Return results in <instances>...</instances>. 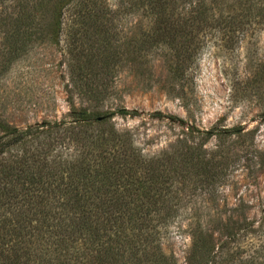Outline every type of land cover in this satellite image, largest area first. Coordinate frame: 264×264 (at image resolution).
<instances>
[{"label": "rangeland", "instance_id": "rangeland-1", "mask_svg": "<svg viewBox=\"0 0 264 264\" xmlns=\"http://www.w3.org/2000/svg\"><path fill=\"white\" fill-rule=\"evenodd\" d=\"M130 1L104 0L93 21L87 20V32L45 33L0 74V119L18 129L34 127L7 153L42 147L46 183L54 185L63 184L64 172L80 155L94 164L103 156L117 158L120 177L128 173L133 182L130 196L115 193L127 206L109 203V194L97 189L95 172L86 175L95 183L82 186L95 197L93 210L111 213L138 207L134 195L144 187L140 179L146 170L137 160L144 165L154 160L167 175L158 186L169 199L161 207L147 204L154 201L149 198L140 205L164 215L142 246L155 256L151 264H187L191 235L199 227L210 238L215 264L234 253L228 264H242L264 241V22L241 33H198L194 62L176 75L166 45L139 54L133 39L151 22L135 5L127 9ZM239 1L220 0L219 6L237 13ZM190 2L177 0L176 12L186 17ZM73 62L82 66L81 75L72 72ZM121 107L137 114L116 113ZM83 109L87 121L77 117ZM158 112L176 119L153 115ZM98 114L105 116L92 121ZM212 128V135L202 132ZM172 159L182 162L174 177L167 173ZM17 192L0 200V238L6 246L0 261L17 253L25 264H89L92 252L77 232L70 238L52 232L77 221L75 205L55 192L39 194L40 204Z\"/></svg>", "mask_w": 264, "mask_h": 264}, {"label": "trees", "instance_id": "trees-1", "mask_svg": "<svg viewBox=\"0 0 264 264\" xmlns=\"http://www.w3.org/2000/svg\"><path fill=\"white\" fill-rule=\"evenodd\" d=\"M176 1L132 0L126 7L130 10L135 5L134 8L142 9L144 14L150 18L151 25L145 29L141 28L142 36L133 39L134 42H138L137 48L141 57L147 49L154 45H166L172 51L173 73L176 75L194 62L200 48V43L196 38L198 33H241L255 23L264 22V3L255 4L254 0H240L237 13L225 12L219 6L220 0H191L186 17L176 12ZM103 2L104 0H0V34L2 36L0 74L20 57L31 43L44 38L45 33L56 37L59 33L87 32V22L93 21L92 15L96 10L97 12L101 10L100 7L105 4ZM147 62L146 60L144 63L147 64ZM77 65L73 62L71 70L75 75H81L78 70L82 66ZM115 112L120 115L137 114L136 111H130L125 107ZM153 115L176 119L173 115H164L160 112L153 113ZM98 116L99 114L92 116V121L99 122L105 115L100 117L101 119ZM77 117H81L79 121L90 119L86 109L81 110ZM229 130L239 131V129ZM202 132L209 136L214 134L215 130L212 128ZM33 133V126L18 129L0 119V200L4 197L8 199L16 196L20 192L14 193V191L19 189L24 191L29 199L40 204L41 202L37 199L39 194L49 193L50 195L51 192H55L59 197L74 204L79 212L77 211V221H74L69 229L59 231L56 227L52 232L68 238L77 232L78 240L92 252L89 264H151V259L155 256L142 246L147 245L149 240L151 241V231L156 222L164 219V215L154 209L152 211L141 209L140 205H144L145 198H149L154 201L147 200V204H157L161 207L169 199V193L158 186L163 181L162 177L167 175L155 167V161L144 165L142 161L137 160L138 165L146 170L145 178L140 179L144 187L140 189L141 193L136 192L134 195L138 201L137 208L128 207L113 213L99 212L92 208L96 202L95 197L90 195L87 187L82 189L87 180H92L86 177L88 171L95 172L99 181L97 189L105 193L104 195L109 194L108 200L112 205L127 206L124 201L117 199L118 196L115 193L124 192L130 196L134 192L131 190L132 180L128 178L129 174L126 173L123 180L120 177L121 174L117 168L118 159L103 156L94 164L87 156L80 155L78 164H73L74 168L64 172L63 184L46 183L47 171L43 163L41 164L42 147L32 152L7 153L8 149L22 143ZM98 145H103L101 140ZM120 158L121 169L126 170L128 168L125 165L126 158L125 156ZM181 163V159L179 161L172 159L167 171L168 175L174 177L175 172L179 173ZM128 165H130L129 162ZM94 183L92 180V184ZM95 187L94 185L93 189ZM39 190L44 193L38 192ZM135 201L130 200V204ZM101 204L102 200L95 206ZM1 228L2 224H0ZM206 234L201 227L192 233L187 264H215L213 260L215 251ZM240 246L237 245V249ZM4 247H6L5 242L0 238V253L5 251ZM233 256L235 253L228 256L223 263L221 258L220 264L230 263ZM2 260L0 264L26 263V259L17 253L15 257L8 259L2 257ZM241 263L264 264V241L254 246L252 252L245 255ZM233 264L238 263L233 262Z\"/></svg>", "mask_w": 264, "mask_h": 264}]
</instances>
